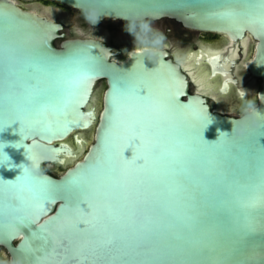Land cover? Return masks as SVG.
Wrapping results in <instances>:
<instances>
[{
    "label": "water",
    "instance_id": "95a60500",
    "mask_svg": "<svg viewBox=\"0 0 264 264\" xmlns=\"http://www.w3.org/2000/svg\"><path fill=\"white\" fill-rule=\"evenodd\" d=\"M49 1L93 9V26L174 18L243 51L251 39L245 66L261 88L249 112L224 114L189 92L165 51L119 61L55 4L0 0V246L10 264H264V0ZM232 59L213 55L212 75ZM145 128L155 159L141 172L121 157L143 155Z\"/></svg>",
    "mask_w": 264,
    "mask_h": 264
},
{
    "label": "flooded vegetation",
    "instance_id": "af4514ba",
    "mask_svg": "<svg viewBox=\"0 0 264 264\" xmlns=\"http://www.w3.org/2000/svg\"><path fill=\"white\" fill-rule=\"evenodd\" d=\"M50 3L55 4L67 18L72 19L83 34L104 40L112 47L113 57L119 61L129 59L133 50L153 48L165 51L168 58L185 66L184 59L193 54L194 65L202 61V68L207 75L204 80H199L198 76L195 77L198 69L191 73L190 68H185L190 79L189 92L202 94L213 109L239 116L249 112L257 101L261 80L251 77L245 66V62L252 54L254 41L251 39L243 51L241 46L235 48L226 35L190 29L174 18L142 21L106 18L98 26H93L88 20L87 12L58 2ZM216 54L233 58L226 63L225 74L212 75L210 58ZM107 86L106 78L98 80L96 89L100 99ZM51 173L56 175L54 172ZM0 264H10V254L2 246Z\"/></svg>",
    "mask_w": 264,
    "mask_h": 264
},
{
    "label": "snow or ice",
    "instance_id": "6c2138e0",
    "mask_svg": "<svg viewBox=\"0 0 264 264\" xmlns=\"http://www.w3.org/2000/svg\"><path fill=\"white\" fill-rule=\"evenodd\" d=\"M132 95H135L139 99H147V95H141L140 89H134L132 90ZM139 145L143 149V155L136 157L132 156L131 159H126L123 155L121 157V162L124 164L125 167L134 168L137 171H145L149 165L150 160L155 159L153 156V149L155 147V143L149 140V130L145 128L143 131H141L139 134ZM117 156H120V151L117 149ZM7 159V157L4 158V161ZM137 160H142L143 163L138 164ZM3 162V161H0ZM27 169L24 170V173L21 175V177L18 178V182L22 181L24 179V175L26 174Z\"/></svg>",
    "mask_w": 264,
    "mask_h": 264
},
{
    "label": "bare ground",
    "instance_id": "6f19581e",
    "mask_svg": "<svg viewBox=\"0 0 264 264\" xmlns=\"http://www.w3.org/2000/svg\"><path fill=\"white\" fill-rule=\"evenodd\" d=\"M243 44L246 46V45H248V41H244L243 42ZM246 54V53H245ZM193 54H191V55H189L188 57H187V59H184V61L186 62V64H185V68H190V72L192 73V71L194 72L196 69H198V73L197 74H195V77H197L198 76V78H199V80H204L205 79V77H206V75H207V72L206 71H204V69L202 68V61H199V64H195V65H197L196 67H195V65H194V61H193ZM183 61V60H182ZM208 81L210 82V79H208ZM211 85H212V83H211ZM213 86H215V85H213Z\"/></svg>",
    "mask_w": 264,
    "mask_h": 264
},
{
    "label": "clouds",
    "instance_id": "9594fccd",
    "mask_svg": "<svg viewBox=\"0 0 264 264\" xmlns=\"http://www.w3.org/2000/svg\"><path fill=\"white\" fill-rule=\"evenodd\" d=\"M87 11H88V14H89V19H90L91 22L94 24V23L97 21V19L99 18V16H100L101 14H99V13L97 12V13H95V15H93V12H94L93 9H88ZM253 110H254L258 115L261 114L260 112H258V111L256 110V108H253Z\"/></svg>",
    "mask_w": 264,
    "mask_h": 264
},
{
    "label": "rangeland",
    "instance_id": "374dc122",
    "mask_svg": "<svg viewBox=\"0 0 264 264\" xmlns=\"http://www.w3.org/2000/svg\"><path fill=\"white\" fill-rule=\"evenodd\" d=\"M23 3H27V4H30V3H38V2H44L45 4H51L50 1H44V0H21Z\"/></svg>",
    "mask_w": 264,
    "mask_h": 264
},
{
    "label": "trees",
    "instance_id": "16d2710c",
    "mask_svg": "<svg viewBox=\"0 0 264 264\" xmlns=\"http://www.w3.org/2000/svg\"><path fill=\"white\" fill-rule=\"evenodd\" d=\"M51 171V170H50ZM51 172H53V171H51ZM55 173V172H54ZM57 175V174H56Z\"/></svg>",
    "mask_w": 264,
    "mask_h": 264
}]
</instances>
